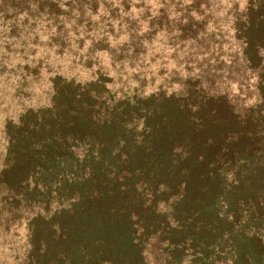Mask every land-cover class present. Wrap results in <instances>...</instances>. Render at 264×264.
I'll use <instances>...</instances> for the list:
<instances>
[{
	"label": "trees",
	"instance_id": "1",
	"mask_svg": "<svg viewBox=\"0 0 264 264\" xmlns=\"http://www.w3.org/2000/svg\"><path fill=\"white\" fill-rule=\"evenodd\" d=\"M149 1L0 0V68L5 70L3 64L14 52L9 41L3 48L1 39L14 37L27 41L21 50L25 57L32 55V72L51 71L55 66L47 64L48 53L39 50L44 34L57 35L65 48L80 55L93 53L84 48L87 40L104 48L111 45L121 52L120 67L130 58L141 60L154 30L149 27L138 35L136 22L144 18L135 19L133 10L142 14ZM158 4L163 11L182 5V0ZM196 4L192 0L186 7ZM185 15L192 20L188 11ZM73 21L83 23V30L71 26ZM94 22L103 23L104 31L86 34ZM123 22L129 23L128 39L135 41L131 47L117 41ZM234 23L243 52L241 68L256 76L260 93L259 101L245 110L239 109L238 100L192 79L179 94L145 97L134 91L117 97L99 77L54 86L49 106L26 111L19 117L21 124L9 131L7 153L16 158L3 175L8 184L46 189L62 183V188L69 184L80 189L70 196L78 210L59 212L65 221L59 226L69 223L70 235L61 244L84 247L88 264H130L124 251L112 247L126 239L137 249L147 238L159 245L167 241L173 254L188 241L207 252L226 245L233 259L244 263L248 246L264 250V0L236 14ZM30 177L39 183H28ZM161 196L165 200L158 206ZM212 198H218L216 211L206 202ZM74 213L84 217L83 225ZM254 214L259 222L255 230L249 223ZM210 220L227 227L218 239L211 232L221 228ZM234 230L250 238L235 250L229 242ZM138 251L134 264H147ZM190 259L188 264L199 261Z\"/></svg>",
	"mask_w": 264,
	"mask_h": 264
},
{
	"label": "rangeland",
	"instance_id": "2",
	"mask_svg": "<svg viewBox=\"0 0 264 264\" xmlns=\"http://www.w3.org/2000/svg\"><path fill=\"white\" fill-rule=\"evenodd\" d=\"M256 1L196 0L197 4L190 9L187 7L192 0H182V5L171 4L162 11L158 0L155 3L151 0L149 8L142 14H138L139 9H132L137 15L135 19L144 18L136 22L140 24L137 34L144 33L150 27V30H154V36L147 42L141 60L130 58L122 67L119 65L121 52L111 45L104 48L93 39L87 40L84 48H90L93 53L80 55L65 48L57 35L53 34L51 38L44 34L40 39L39 50L48 53L47 64L55 67L51 71L35 73L31 70L34 68L33 63L29 61L32 55L25 57L21 50L27 41L14 37L1 39V46L6 47L9 41L12 43L11 53L14 52L8 62L3 64L5 70L0 68V264H88V256L90 258L81 245L61 244L68 239L70 234H66V231L72 227L68 222L59 226L65 221L64 214L58 213H69L74 207L75 211L78 210L74 197H70L72 190L80 192L78 187L67 184L62 188V183H59L47 185L46 189L41 185L31 188L17 181L8 184L4 179L3 175L8 173L9 166L16 158L7 153L6 137L9 131L14 132L15 127L21 124L19 117L28 110L36 111L49 106L54 86L63 88L70 80L74 84H86L99 77L109 91H117V97L134 91L145 97L154 93L167 96L179 94L185 91L188 79H192L203 83L205 87L212 86V89L226 94L228 99L238 100L239 109L245 110L259 101L260 93L256 87V76L241 68L243 52L235 35L234 20L236 14L244 12ZM80 3L83 4V0ZM187 11L191 21L185 15ZM100 13L104 15L106 11L101 10ZM71 24L76 30H83V23L73 21ZM128 26V22L119 25L123 34L120 33L117 41L128 43L131 47L135 41L128 39ZM91 27L93 30L86 34L92 36L104 31L103 23L94 22ZM16 64L19 70H12ZM27 181L39 183L33 182V177ZM164 200V197H159L158 206H163ZM206 202L210 210L216 211L218 198L207 199ZM256 217L254 214L249 220L253 230L258 229ZM74 220L82 225L85 223L84 217L76 213ZM209 222L221 228L220 231L216 229L215 233L211 232L216 234L217 239L222 236V230H227L220 221ZM213 235L208 234V238H214ZM249 239L236 230L229 234V242L234 250L242 243H249ZM144 241L138 249L132 247L127 239L122 245L116 242L112 247L124 251L123 257L130 264H134L137 253H140L138 250L142 251L147 264H188L190 258L194 257L199 259L197 264H226L227 261V264H264V250L259 251L251 245L247 251L249 259L244 263L243 260L235 261L233 251L227 249L226 245L207 252L200 250L195 242L188 241L184 250L173 254L167 241H162V245L157 242L154 244L151 238Z\"/></svg>",
	"mask_w": 264,
	"mask_h": 264
}]
</instances>
